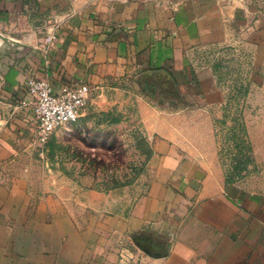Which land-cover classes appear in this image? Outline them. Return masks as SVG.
Wrapping results in <instances>:
<instances>
[{
    "label": "crops",
    "instance_id": "0c3cea01",
    "mask_svg": "<svg viewBox=\"0 0 264 264\" xmlns=\"http://www.w3.org/2000/svg\"><path fill=\"white\" fill-rule=\"evenodd\" d=\"M238 33L261 43L264 0H0V264H264L262 200L210 188L167 140H154V185L127 210L92 190L33 193L17 165L38 144L28 75L55 93L89 85L87 105L134 70L212 102L200 55Z\"/></svg>",
    "mask_w": 264,
    "mask_h": 264
},
{
    "label": "rangeland",
    "instance_id": "374dc122",
    "mask_svg": "<svg viewBox=\"0 0 264 264\" xmlns=\"http://www.w3.org/2000/svg\"><path fill=\"white\" fill-rule=\"evenodd\" d=\"M260 41L238 33L228 46L202 51L216 101L172 80L144 81L135 70L99 90L75 122L55 129L17 161L28 169L31 191L81 198L92 190L127 210L154 185L151 149L160 138L198 163L210 188L242 192L264 205Z\"/></svg>",
    "mask_w": 264,
    "mask_h": 264
},
{
    "label": "built area",
    "instance_id": "2783aa9c",
    "mask_svg": "<svg viewBox=\"0 0 264 264\" xmlns=\"http://www.w3.org/2000/svg\"><path fill=\"white\" fill-rule=\"evenodd\" d=\"M52 40V34L46 36L45 46L51 45ZM24 88L32 98L34 136L40 145L45 144L58 127L75 122L87 106L91 95V88L86 84L73 85L55 93L46 80L32 75L25 78Z\"/></svg>",
    "mask_w": 264,
    "mask_h": 264
}]
</instances>
